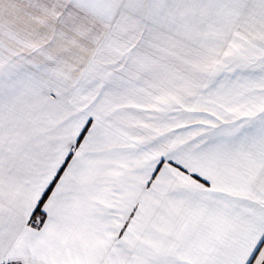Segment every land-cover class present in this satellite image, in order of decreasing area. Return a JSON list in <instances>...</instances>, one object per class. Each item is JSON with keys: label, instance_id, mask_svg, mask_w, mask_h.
Masks as SVG:
<instances>
[{"label": "snow or ice", "instance_id": "snow-or-ice-1", "mask_svg": "<svg viewBox=\"0 0 264 264\" xmlns=\"http://www.w3.org/2000/svg\"><path fill=\"white\" fill-rule=\"evenodd\" d=\"M0 264H264V0H0Z\"/></svg>", "mask_w": 264, "mask_h": 264}]
</instances>
